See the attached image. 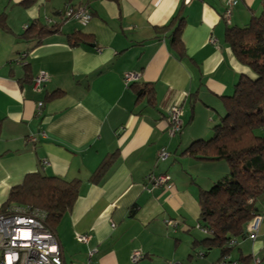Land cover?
I'll list each match as a JSON object with an SVG mask.
<instances>
[{
	"label": "crops",
	"instance_id": "0c3cea01",
	"mask_svg": "<svg viewBox=\"0 0 264 264\" xmlns=\"http://www.w3.org/2000/svg\"><path fill=\"white\" fill-rule=\"evenodd\" d=\"M23 1L0 0L9 28L0 29V207L28 173L77 179L75 205L55 229L63 264H132L135 252L142 254L138 264H187L183 256L189 259L191 243L203 239L192 234L200 214L198 189L221 179L229 166L179 154L212 133L226 112L222 97L232 95L242 76L256 78L236 60L224 33L228 25L247 26L264 0H238L227 25L226 0H191L187 6L182 0ZM79 5L88 8V21L62 18L67 6ZM180 9L185 58L174 51L168 32H159ZM32 23L58 31L37 46L16 38ZM39 73L49 80L36 91L31 83ZM125 73L136 77L127 87ZM144 84L154 92L136 102V89ZM171 101L180 105L184 127L170 138L164 109ZM161 148L169 156L158 162ZM203 169L210 175L197 184ZM149 173L170 175L174 189L151 188ZM259 207L264 213V202ZM164 220L176 221V229ZM258 232L254 242L240 241L237 255L229 258L255 256L264 264V221ZM82 234L90 236L88 244L76 241ZM185 242L187 253L181 255ZM206 256L198 264H212Z\"/></svg>",
	"mask_w": 264,
	"mask_h": 264
},
{
	"label": "trees",
	"instance_id": "16d2710c",
	"mask_svg": "<svg viewBox=\"0 0 264 264\" xmlns=\"http://www.w3.org/2000/svg\"><path fill=\"white\" fill-rule=\"evenodd\" d=\"M33 1L24 0L22 4L28 5ZM184 23L180 9L168 25L159 29L161 33L168 32L167 37L180 58L186 57L181 40ZM0 29L6 33L9 31L4 14L0 15ZM57 31L55 26L32 23L15 36L37 46L45 36ZM224 37L236 60L249 67L256 78L251 80L242 76L234 85L232 95L222 97L226 112L212 127V137L208 141L197 139L179 154L180 157L189 156L205 162L225 161L229 166L227 175L213 182L210 189L200 187L197 194L200 210L197 224L208 236L191 243L193 252L189 259L198 258L197 249L201 247L206 250L200 253L203 256L218 250L217 259L212 264L234 262L229 255L240 241L246 239L247 226L253 216L261 214L259 203L264 202V3L258 14L252 13L247 26L228 25ZM153 92V87L148 84L137 87L136 102ZM190 100L191 120L196 101L194 95ZM113 156L115 154L101 162L91 176L92 181L109 167ZM21 182L9 191L7 200L0 207V214L15 206L42 211L46 227L56 233L57 224L75 205L81 181H68L38 170L26 174ZM133 212L134 207L130 214ZM230 241H235V244L229 245ZM251 261L250 256H239L238 262L251 264Z\"/></svg>",
	"mask_w": 264,
	"mask_h": 264
},
{
	"label": "built area",
	"instance_id": "2783aa9c",
	"mask_svg": "<svg viewBox=\"0 0 264 264\" xmlns=\"http://www.w3.org/2000/svg\"><path fill=\"white\" fill-rule=\"evenodd\" d=\"M191 0H182L183 5H189ZM238 3V0H226L225 10L223 11L222 19L225 24H229L232 15V8ZM88 8L79 5V7L67 6L62 12L64 20L71 19L75 21H88L90 19ZM216 38L210 37L209 44L216 46ZM125 86H129L136 77L133 73H125L123 75ZM49 80L46 73H39L32 79L33 90H39ZM185 95V93H183ZM42 102L37 103V114H41ZM165 119L168 122V136L174 137L183 130V113L180 105L174 101L169 102L165 107ZM45 136V133H42ZM30 141L36 142V138ZM169 153L166 149L161 148L157 153V161H164L168 158ZM148 185L152 187L164 188L173 190L171 177L167 174L155 175L149 173L146 178ZM44 213L39 210H30L11 207L4 213L0 214V264H63V254L58 242L56 233L46 227ZM264 221V213L255 215L247 226L246 239L254 242L259 234L260 225ZM165 224L173 229H176L177 223L170 220H165ZM197 230L206 232L201 225L197 224ZM76 241L83 244H88L90 236L88 234L78 235ZM229 245H234L235 241H230ZM95 251L91 249L90 256ZM203 254L197 257L201 259ZM142 254L135 252L130 256V263L138 264ZM260 260L257 257H252L251 264H259ZM170 264V263H166ZM220 264H244L240 262H221Z\"/></svg>",
	"mask_w": 264,
	"mask_h": 264
},
{
	"label": "rangeland",
	"instance_id": "374dc122",
	"mask_svg": "<svg viewBox=\"0 0 264 264\" xmlns=\"http://www.w3.org/2000/svg\"><path fill=\"white\" fill-rule=\"evenodd\" d=\"M185 118V117H184ZM218 123V122H217ZM217 123H213L214 125H216ZM213 125V126H214ZM212 137V133L210 134V135H208V137L204 140V141H208V139H210ZM203 140V139H202ZM194 142V141H193ZM210 172H211V170L209 171V170H206V169H203V170H201V171H199L198 172V179H197V184L198 183H200V184H204L205 183V180H206V177H209V175H210ZM229 173V172H228ZM227 173V174H228ZM227 174H225V175H227ZM224 175V176H225ZM211 186V185H210ZM210 186H207L208 188L207 189H210ZM151 188H156V187H152L151 186ZM173 189H174V187H173ZM165 221V220H164ZM163 221V223L165 224V222ZM166 227H168V228H170V229H172L173 230V228L172 227H169V226H167L166 225ZM193 230V231H192ZM191 231H192V234H195V235H198L200 238L202 237L203 239L205 238V237H207L208 236V234H203L201 231H199V230H197L196 228H193ZM187 235V234H186ZM188 236V235H187ZM189 237H190V235H189ZM247 244L246 245H244V248H245V250H247V248H248V245L250 244V242H246ZM249 243V244H248ZM182 248H183V253H181V255H184V253H187L186 252V248L188 249V243H184L183 245H182ZM185 248V249H184ZM201 249H204L203 247H201V248H199V250H197V252H198V254H200V253H202V252H205L206 250L204 249V250H201ZM190 251L189 252H193L192 251V249H191V247H190V249H189ZM182 251V250H181ZM180 251V252H181ZM217 251V250H216ZM216 251H214V252H212V253H208L207 254V256L205 257V259L207 260V262H209V263H214V261L217 259L216 258ZM233 253H232V255H233V257L235 258V256L237 255V253H238V248H235L233 251H232ZM184 257V262L185 263H187V264H191V261H193V263L192 264H198L199 263V259L198 258H196V256L189 262V259L187 260V257H185V256H183ZM230 260H231V258H230ZM232 261V260H231ZM234 261V260H233ZM170 264H172V263H170ZM173 264H177V262L176 261H173ZM259 264H262L261 262L259 263Z\"/></svg>",
	"mask_w": 264,
	"mask_h": 264
}]
</instances>
